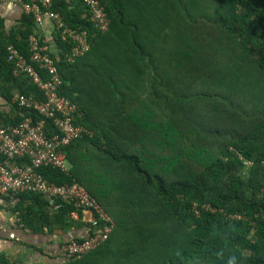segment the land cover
Masks as SVG:
<instances>
[{
    "label": "trees",
    "instance_id": "16d2710c",
    "mask_svg": "<svg viewBox=\"0 0 264 264\" xmlns=\"http://www.w3.org/2000/svg\"><path fill=\"white\" fill-rule=\"evenodd\" d=\"M96 1L103 32L84 0H2L56 16L44 20L49 41L34 12L9 30L0 14V126L39 119L14 101L43 92L8 51L51 82L33 36L51 47L57 93L91 133L65 148L68 174L41 171L78 184L112 220L105 242L65 264H264V0ZM70 34L89 48L72 63ZM16 209L29 230L86 225L73 202L37 193L19 195Z\"/></svg>",
    "mask_w": 264,
    "mask_h": 264
},
{
    "label": "built area",
    "instance_id": "2783aa9c",
    "mask_svg": "<svg viewBox=\"0 0 264 264\" xmlns=\"http://www.w3.org/2000/svg\"><path fill=\"white\" fill-rule=\"evenodd\" d=\"M13 1L22 3V0ZM31 1L41 2L46 6L54 0ZM84 2L91 10L92 18L98 29L102 32L106 31L109 21L99 2L96 0H84ZM22 9L24 12L35 13L36 24L39 29L44 30L46 28L40 10L35 4H24ZM46 18L47 20L57 19L53 14H48ZM70 35L77 42V45L74 46L73 51L66 58L68 63H72L74 57L89 50L82 37L83 34ZM37 40L33 36L30 38V51L34 55L33 59L39 61L41 67L52 75V81L49 83L42 82L32 68L25 67V61L18 51L12 47L8 48L9 59L16 61L18 69L26 72L38 84L40 91L43 92V97L41 100L35 97L17 95L14 101L19 107L35 112L39 119L34 121L32 116H28L15 126L8 128L0 126V197L13 198L19 193H37L47 197L51 205L54 204L55 200L71 201L77 209L82 211L83 220L86 222V235L71 239L62 245L61 252L63 264H65L87 254L105 242L112 233V220L78 184L59 186L49 182L41 172L44 169L51 168L68 174L69 166L65 148L84 135L90 136L91 133L85 127L76 123L82 115L78 106L58 95L57 68L47 54L51 47L39 46ZM47 120L52 122L57 133L52 135L49 132L46 125ZM13 202L14 200H11V204ZM55 208H58V206L55 205ZM93 212L98 213L100 220L108 225H97V222H94L93 219ZM73 218L79 219L78 214L74 213ZM0 230H3L2 226H0ZM9 238L16 242L20 241L15 233H10Z\"/></svg>",
    "mask_w": 264,
    "mask_h": 264
},
{
    "label": "crops",
    "instance_id": "0c3cea01",
    "mask_svg": "<svg viewBox=\"0 0 264 264\" xmlns=\"http://www.w3.org/2000/svg\"><path fill=\"white\" fill-rule=\"evenodd\" d=\"M22 13L20 6L0 0V14L5 19L7 30L16 27ZM38 30L48 41L51 40L46 29ZM21 194L13 198L0 197V226L3 228L0 230V264H63L62 245L71 239L84 237L86 225L78 223L76 229L68 232L57 229L52 233L47 228L41 232L23 228L16 209ZM11 200H14L13 204ZM10 233H15L20 241L11 240Z\"/></svg>",
    "mask_w": 264,
    "mask_h": 264
},
{
    "label": "clouds",
    "instance_id": "9594fccd",
    "mask_svg": "<svg viewBox=\"0 0 264 264\" xmlns=\"http://www.w3.org/2000/svg\"><path fill=\"white\" fill-rule=\"evenodd\" d=\"M228 264H233V259H229Z\"/></svg>",
    "mask_w": 264,
    "mask_h": 264
},
{
    "label": "rangeland",
    "instance_id": "374dc122",
    "mask_svg": "<svg viewBox=\"0 0 264 264\" xmlns=\"http://www.w3.org/2000/svg\"><path fill=\"white\" fill-rule=\"evenodd\" d=\"M44 20H47V18L45 17V19H44ZM45 29H46V28H45ZM45 29H44V30H45ZM42 30H43V29H42Z\"/></svg>",
    "mask_w": 264,
    "mask_h": 264
}]
</instances>
